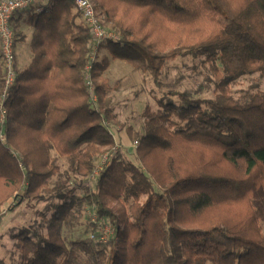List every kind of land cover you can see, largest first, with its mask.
<instances>
[{"label": "trees", "instance_id": "16d2710c", "mask_svg": "<svg viewBox=\"0 0 264 264\" xmlns=\"http://www.w3.org/2000/svg\"><path fill=\"white\" fill-rule=\"evenodd\" d=\"M94 1L122 36L101 46L111 59L158 85L168 61L203 59L214 96L167 94L178 100H161L143 132L130 133L132 160L114 152L82 197L62 183L50 189L60 171L53 149L86 180L117 145L113 88L100 77L111 59L96 64L94 106L84 83L90 30L72 0H53L36 19L34 58L11 92L0 142V224L15 193L22 201L10 212L26 200L47 202L40 225L13 235L18 264H77L81 253L92 264H264V91L239 100L229 89L243 75L264 76V0ZM85 206L115 227L107 244L65 243L63 229L81 223Z\"/></svg>", "mask_w": 264, "mask_h": 264}, {"label": "rangeland", "instance_id": "374dc122", "mask_svg": "<svg viewBox=\"0 0 264 264\" xmlns=\"http://www.w3.org/2000/svg\"><path fill=\"white\" fill-rule=\"evenodd\" d=\"M93 2L95 3L94 0ZM97 12L104 25L119 35L120 39L115 42L121 41L122 36L115 24L112 21H108L102 11L97 9ZM104 57L112 58L106 49L101 50L96 64L102 62ZM111 60L109 67L104 73H101L100 77L107 80L113 88L110 98L117 115V120L111 122L110 128L117 145L114 151H110V149L105 150V154L102 157L110 152L113 158L116 155L114 152H118L119 150L122 153L124 152V156L132 160L130 150L136 149L137 141L134 142L132 140L130 133L143 132L147 121L151 117L150 115L157 114L161 110L159 103L161 100H178L176 97L168 96L167 94L171 92H188L194 98L204 99H211L214 96V75L211 65L203 59L188 55L179 57L175 61H168L163 69L160 85L154 81L150 73L139 72L125 61L118 59ZM1 62L0 67L3 68ZM96 64L92 73L95 86ZM217 66L220 68L219 65ZM84 71L86 73V66ZM18 72L21 74L24 71L18 69ZM85 87L88 90L86 84ZM229 89L236 99L243 100L256 91H264V76L258 73L243 75L229 85ZM12 152L17 156L19 162L22 163L21 154L15 149H12ZM51 157L54 164L60 168V171L50 180V189H54L62 183L74 188L75 194L80 197L84 195V186H89L91 190L95 189L97 181L91 179V176L89 179L83 180L81 177L75 175L70 168L68 158L59 156L54 149L51 152ZM102 157L98 159L97 165ZM21 167L23 166L21 165ZM21 201V197L18 193H15L3 207V214L5 216L0 224V260L5 264H18L20 262V252L16 247V240L13 238V235L19 233L22 229L40 225L42 223L40 213L47 205V202L44 201L26 200L14 212H10V209L16 208ZM259 207L264 212V204H259ZM94 211L90 206H85L81 223L75 225L73 228L66 226L63 229L62 237L67 245L77 240H87L90 234L96 233L98 236L103 234V232L98 230L97 225L94 231L88 226L89 223L93 224ZM96 219L99 220L98 222H105L109 228L113 229V233L105 232L110 241L109 235L112 236L114 234L115 227L111 223L108 224L105 220H100L98 215H96ZM262 227L264 233V219ZM90 241L97 243V241ZM80 255L77 264H92L88 256L83 253Z\"/></svg>", "mask_w": 264, "mask_h": 264}, {"label": "built area", "instance_id": "2783aa9c", "mask_svg": "<svg viewBox=\"0 0 264 264\" xmlns=\"http://www.w3.org/2000/svg\"><path fill=\"white\" fill-rule=\"evenodd\" d=\"M72 2L74 3L76 10L80 13L84 24L90 30L91 38L88 44L89 52L87 56L85 84L90 94V101L96 106L98 98L92 73L96 62L100 57L101 46L107 41H118L120 38L115 31L104 25L93 0H72ZM33 3L34 0H0V44L5 74L4 87L0 96V142L2 143H6V134L4 131L7 118L6 106L19 77L17 68L16 34L12 25V20L14 14L29 9ZM136 143L137 145L135 147L138 146V142ZM111 159L112 156L110 152L102 157L94 169L91 179L97 181L105 168L110 165ZM96 215L97 214L94 211L93 224L97 225L98 230L103 232V234L100 236L96 233L90 234L88 240L107 244L109 240L107 235H105L107 234L105 232L108 231L109 233H113V229L110 227V230L105 222H98L99 220L96 219ZM109 236L111 239L113 235Z\"/></svg>", "mask_w": 264, "mask_h": 264}, {"label": "crops", "instance_id": "0c3cea01", "mask_svg": "<svg viewBox=\"0 0 264 264\" xmlns=\"http://www.w3.org/2000/svg\"><path fill=\"white\" fill-rule=\"evenodd\" d=\"M52 1L53 0H34V3L29 9L17 12L13 16L12 25L16 34L17 64L18 69L21 71L27 70L31 66L34 58L32 42L36 19L46 11L47 6H49ZM74 11L75 13L77 12L76 8ZM77 22H83L81 16L78 17Z\"/></svg>", "mask_w": 264, "mask_h": 264}]
</instances>
